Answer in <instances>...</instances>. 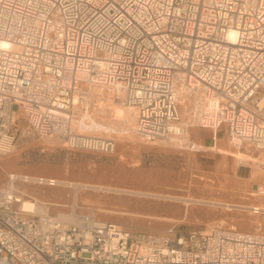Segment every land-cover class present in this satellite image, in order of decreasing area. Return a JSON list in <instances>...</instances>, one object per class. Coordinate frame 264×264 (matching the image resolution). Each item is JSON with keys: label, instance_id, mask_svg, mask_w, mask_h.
<instances>
[{"label": "built area", "instance_id": "2783aa9c", "mask_svg": "<svg viewBox=\"0 0 264 264\" xmlns=\"http://www.w3.org/2000/svg\"><path fill=\"white\" fill-rule=\"evenodd\" d=\"M0 42L10 46L0 47V155L18 133L113 152L112 138L70 122L75 107L95 106L92 89L116 85L112 98L135 109L140 139L186 136L178 74L201 97L196 125L264 151V0H0ZM20 203L14 188L0 191V264H264L258 231L172 227L157 239Z\"/></svg>", "mask_w": 264, "mask_h": 264}, {"label": "rangeland", "instance_id": "374dc122", "mask_svg": "<svg viewBox=\"0 0 264 264\" xmlns=\"http://www.w3.org/2000/svg\"><path fill=\"white\" fill-rule=\"evenodd\" d=\"M116 90L92 89L95 106L75 107L71 122L73 132L112 138L113 152L76 150L57 136L36 139L18 133L15 149L0 155V191L14 188L21 200L34 201L31 214L58 219L73 213L157 239L172 227L186 233L234 226L264 234V212L249 208L264 207V151L236 146L223 128L219 136L225 134L229 153L199 148L191 131L201 127L194 123L192 98L182 86L177 88L178 107L186 137L144 141L132 129V111L112 98ZM12 173L58 184L12 182Z\"/></svg>", "mask_w": 264, "mask_h": 264}, {"label": "bare ground", "instance_id": "6f19581e", "mask_svg": "<svg viewBox=\"0 0 264 264\" xmlns=\"http://www.w3.org/2000/svg\"><path fill=\"white\" fill-rule=\"evenodd\" d=\"M228 39H233L234 37V31H229L228 35H227ZM0 47L3 48H10V46H7L5 42H0ZM116 89H118V85H116ZM175 93L177 94V99L180 98L179 94L177 92V88L178 86H182L184 89L187 90V95L186 97H189L192 100V104L189 107L191 110L192 115L195 117L197 112L200 110L201 108V97L199 95L198 92L193 91L192 88H188L184 83L181 82V76L178 74L177 79L175 81ZM115 88V86H114ZM194 94V95H193ZM121 105H123L124 107L130 109L133 113L134 116V124L132 129L134 130L135 127V120H136V114H135V109L127 104L121 103ZM72 118H73V114H72ZM72 118H71V122H72ZM71 122H70V127H71ZM77 133V132H75ZM81 134V133H78ZM83 135H87V134H83ZM184 138L186 136H184L183 134L180 135H176V136H172L171 139H178V138ZM185 140V139H184ZM242 145V143L236 142V146L240 147ZM17 179H22L24 181H27L28 179L33 180V181H38L39 183L42 182H47L50 185H54V184H58V180H54V179H48L45 180L41 177H30V176H26V175H16V174H10V180L13 182L14 180ZM75 188H78L80 185L79 184H72ZM36 204L34 201L31 200H21L20 203V208L23 211H27V212H33L35 210ZM227 207V206H226ZM251 212L254 213H259V212H264V207L260 206V205H255V206H251L249 207ZM46 214V213H43ZM49 216V215H48ZM59 219V220H58ZM56 218V220L60 221V222H64V223H80V222H86L89 225H94L97 224L98 221H95L94 219L90 218L87 216V218H80L77 215H74L73 213L70 214H60L59 218Z\"/></svg>", "mask_w": 264, "mask_h": 264}, {"label": "crops", "instance_id": "0c3cea01", "mask_svg": "<svg viewBox=\"0 0 264 264\" xmlns=\"http://www.w3.org/2000/svg\"><path fill=\"white\" fill-rule=\"evenodd\" d=\"M221 128L223 127H220L216 130H212V133H209L205 129H202V127L194 128L191 131V133L193 134L192 141L195 142L199 148L204 147L213 150L215 149L216 152H222L224 154H227L229 153L227 150H229L230 147L228 143L225 141L226 139L225 130H224L225 134L223 136L222 135L219 136ZM230 153L234 154L233 152ZM237 158L239 157L237 156Z\"/></svg>", "mask_w": 264, "mask_h": 264}]
</instances>
